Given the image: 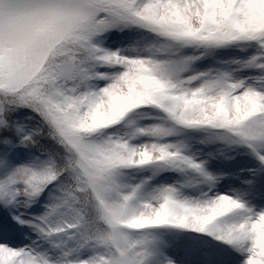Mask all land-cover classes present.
Instances as JSON below:
<instances>
[{
    "label": "snow or ice",
    "instance_id": "1",
    "mask_svg": "<svg viewBox=\"0 0 264 264\" xmlns=\"http://www.w3.org/2000/svg\"><path fill=\"white\" fill-rule=\"evenodd\" d=\"M0 264H264V0H0Z\"/></svg>",
    "mask_w": 264,
    "mask_h": 264
}]
</instances>
